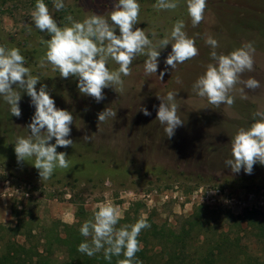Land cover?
<instances>
[{"label": "rangeland", "instance_id": "rangeland-1", "mask_svg": "<svg viewBox=\"0 0 264 264\" xmlns=\"http://www.w3.org/2000/svg\"><path fill=\"white\" fill-rule=\"evenodd\" d=\"M44 2L58 26L64 27L71 23L66 19L69 15L80 22L93 14L108 18L118 0H64L60 11L55 10L53 0ZM137 2L140 21L133 30H145L156 44L182 20L183 30L195 40L199 54L175 70L168 66L163 80L159 74L165 70L171 44L159 50L156 74H145L146 57L138 56L131 75L122 77L124 92L105 88L104 99L97 102L79 92L78 78L64 79L51 65L38 67L47 50L41 41L51 37L36 29L31 19L36 0H0V46L18 48L31 74L40 77L37 91L47 85L56 108L67 110L74 118L68 137L73 145L57 147L58 153L67 154L69 167H57L52 177L42 182L34 157L18 163L14 151L17 137L30 135L27 126L35 113L31 98L21 92V116L17 118L0 96V224L13 228L21 220V231L28 227L37 233V228L50 229L56 221L73 225L79 208L91 220L94 212L108 203L118 210L120 219L129 215L133 221L136 215L178 230L185 219L198 212L205 226H211L210 238L218 231L235 237L241 223V246L250 256H262L264 245L240 217L250 212L260 214L258 218L264 216V165L257 162L251 174L243 169L233 173L225 161L231 158V140L238 130L255 122V112H264V0H206L204 20L196 27L186 0H178L175 10L155 9L156 0ZM116 34L120 35L118 28ZM209 35L219 43L218 54L227 55L249 42L255 48L254 70L241 74V82L230 93L235 98L231 107L213 108L193 91L207 65L215 63L210 57L212 48L205 43ZM107 67L116 70L119 65L109 60ZM249 78L259 81L260 87L244 88L243 81ZM170 91L177 92L178 115L183 120L171 139L156 120L161 103L157 96ZM109 107L116 117L98 124L97 114ZM141 107L151 115L145 116ZM86 135L92 136L88 142L83 139ZM50 143H55V138ZM17 239L24 241L21 236ZM202 239L197 246L202 245ZM62 257L57 255V260Z\"/></svg>", "mask_w": 264, "mask_h": 264}, {"label": "clouds", "instance_id": "clouds-1", "mask_svg": "<svg viewBox=\"0 0 264 264\" xmlns=\"http://www.w3.org/2000/svg\"><path fill=\"white\" fill-rule=\"evenodd\" d=\"M53 5L57 11L65 7L64 0H53ZM186 5L192 26H198L204 20L206 0H186ZM153 7L157 10H175L178 0H156ZM139 13L140 4L137 0H118L108 13V18L93 14L80 22L69 15L66 19L71 22L70 25L60 27L44 0H36L31 19L36 29L46 31L51 37L41 41L46 44L47 50L38 67L46 68L51 65L52 70L58 71L64 79L78 78L79 92L100 102L104 99L105 88L111 87L117 93L124 92L122 77L131 75V65L138 56L146 57L145 74H156L159 50L171 44V52L165 59V70L159 74L160 80H163L168 66L175 70L178 64L199 54L195 40L189 38L183 30L185 24L182 20L175 22L170 34L153 44L145 30H133L140 21ZM116 28L120 35L116 34ZM152 35L155 36L154 31ZM205 43L212 48L210 57L215 63L207 65L204 74L194 82L193 91L199 97L206 98L213 108L221 105L231 107L235 98L230 93L241 82V74L254 70V45L249 42L225 55L216 52L219 43L212 36H207ZM109 60L119 65L118 69L109 70ZM25 63V57L18 48L0 46V96L9 105L11 115L17 118L21 116V92H26L35 107L31 123L27 126L30 135L17 137L14 148L17 161L19 163L34 157V167L38 170L40 180L45 182L52 177L57 167H69L67 154L58 153L57 147L67 148L73 145L68 137L74 118L67 110L56 108L47 85H41L37 91L36 85L40 77L32 75ZM177 82H180L179 77ZM243 84L244 88L250 90L260 87L259 81L254 78L243 81ZM244 88L240 89L242 93ZM176 96L175 91L168 92L164 97L157 96L161 103L156 120L164 126L165 135L169 139L174 136L177 127L183 125V120L178 115ZM140 111L145 116L151 115L145 107H141ZM97 115L100 124L109 118H115L116 111L109 107ZM253 118L255 122L247 129H239L231 140V158L225 164L233 173H239L243 169L246 174H251L257 162L264 165V112H255ZM53 138L55 143H50ZM83 139L88 142L92 136L86 135ZM120 218V213L111 204L100 206L94 212V218L85 221L79 229L82 236L91 237V240L80 243L78 251L92 257L103 250L106 260L123 255L125 258L119 260L118 264H133L136 253L141 250L138 237L143 229L151 225L145 218H141L130 226L117 229Z\"/></svg>", "mask_w": 264, "mask_h": 264}, {"label": "trees", "instance_id": "trees-1", "mask_svg": "<svg viewBox=\"0 0 264 264\" xmlns=\"http://www.w3.org/2000/svg\"><path fill=\"white\" fill-rule=\"evenodd\" d=\"M259 215L250 212L240 219L246 221V228L256 241L264 245V216L258 218ZM75 217L73 225L56 221L50 224V229L37 228V233L28 227L21 231V220L13 228L0 224V264H118L125 258L121 255L106 260L103 250L92 257L79 252L78 245L91 240L79 231L89 218L82 208ZM134 217L133 221L129 215L120 219L116 228L130 226L141 219ZM146 220L151 226L143 229L138 237L141 250L136 253L133 264H264V254L250 256L241 246V223L237 225L240 232L235 237L218 231L210 238L211 226H205L198 212L185 219L178 230L157 225L150 218ZM19 236L24 238L23 242L18 241ZM201 237L203 243L197 246ZM57 255L63 256L62 261L57 260Z\"/></svg>", "mask_w": 264, "mask_h": 264}]
</instances>
